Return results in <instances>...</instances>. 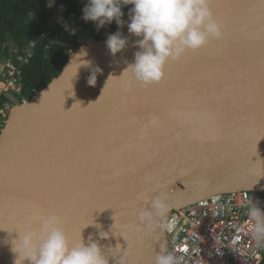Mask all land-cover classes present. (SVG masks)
<instances>
[{
	"label": "water",
	"instance_id": "1",
	"mask_svg": "<svg viewBox=\"0 0 264 264\" xmlns=\"http://www.w3.org/2000/svg\"><path fill=\"white\" fill-rule=\"evenodd\" d=\"M209 5L222 38L169 60L159 83L124 71L141 39L128 17L115 57L107 39L89 41L12 108L0 133V264H14L17 232L38 231L37 212L61 217L72 243L91 237L108 264H154L168 240L138 220L151 199L165 201L166 223L204 199L264 192V0Z\"/></svg>",
	"mask_w": 264,
	"mask_h": 264
},
{
	"label": "clouds",
	"instance_id": "2",
	"mask_svg": "<svg viewBox=\"0 0 264 264\" xmlns=\"http://www.w3.org/2000/svg\"><path fill=\"white\" fill-rule=\"evenodd\" d=\"M127 5H132L128 32L141 39L136 41L140 50L135 53L134 62L128 63L124 71L130 70L135 82L144 87L162 80L169 60H179L187 51H197L223 35L221 26L213 18L209 0H88L82 19L94 22L97 30L113 21L119 29L126 23L122 7ZM127 43V37L119 30L109 34L106 40L113 57L125 49ZM81 52L86 53V50L81 49ZM82 64L91 67L92 62ZM94 78L96 81L93 72L88 83L92 84ZM149 203L151 210L141 212L139 222L149 232L165 227L170 231L172 226L164 223L168 214L165 201L156 197ZM248 218L259 245L264 242V211L253 204L248 210ZM33 219L39 223L38 231L17 232L12 242V251L16 254L14 264L25 261L28 264H108L100 246L91 237L87 244L83 238L78 243L70 242L61 217L54 214L41 216L37 212ZM107 235L101 236L106 238ZM154 264H179V261L173 253L160 252L155 255Z\"/></svg>",
	"mask_w": 264,
	"mask_h": 264
},
{
	"label": "built area",
	"instance_id": "3",
	"mask_svg": "<svg viewBox=\"0 0 264 264\" xmlns=\"http://www.w3.org/2000/svg\"><path fill=\"white\" fill-rule=\"evenodd\" d=\"M57 1L50 0L49 26L59 24L69 31ZM88 42L84 38L81 43ZM32 47L0 61V133L12 108L27 102L20 101L19 96L23 92V70L33 58ZM253 204L264 211V192L218 195L174 211L165 223L172 226L170 231L165 227L167 253H173L179 264H262L264 242L257 244L248 218Z\"/></svg>",
	"mask_w": 264,
	"mask_h": 264
},
{
	"label": "trees",
	"instance_id": "4",
	"mask_svg": "<svg viewBox=\"0 0 264 264\" xmlns=\"http://www.w3.org/2000/svg\"><path fill=\"white\" fill-rule=\"evenodd\" d=\"M49 3L50 0H0V61L22 54L33 45V58L23 70L20 101H30L57 78L68 63L70 51L79 49L84 38L106 40L118 30L115 21L99 30L94 22H85L83 8L88 0H58L57 7L69 31L57 24L46 39L51 15ZM129 9V5L122 7L124 21L129 17Z\"/></svg>",
	"mask_w": 264,
	"mask_h": 264
},
{
	"label": "rangeland",
	"instance_id": "5",
	"mask_svg": "<svg viewBox=\"0 0 264 264\" xmlns=\"http://www.w3.org/2000/svg\"><path fill=\"white\" fill-rule=\"evenodd\" d=\"M56 27L54 25L49 26L45 31V36L48 37L51 32L55 31ZM75 52V51H74Z\"/></svg>",
	"mask_w": 264,
	"mask_h": 264
},
{
	"label": "snow or ice",
	"instance_id": "6",
	"mask_svg": "<svg viewBox=\"0 0 264 264\" xmlns=\"http://www.w3.org/2000/svg\"><path fill=\"white\" fill-rule=\"evenodd\" d=\"M209 7H210V5H209Z\"/></svg>",
	"mask_w": 264,
	"mask_h": 264
}]
</instances>
